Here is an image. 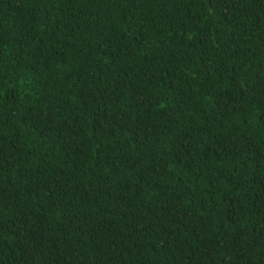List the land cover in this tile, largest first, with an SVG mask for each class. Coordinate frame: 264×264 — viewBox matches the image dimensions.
I'll list each match as a JSON object with an SVG mask.
<instances>
[{"label":"trees","instance_id":"16d2710c","mask_svg":"<svg viewBox=\"0 0 264 264\" xmlns=\"http://www.w3.org/2000/svg\"><path fill=\"white\" fill-rule=\"evenodd\" d=\"M0 264H264V0H0Z\"/></svg>","mask_w":264,"mask_h":264}]
</instances>
